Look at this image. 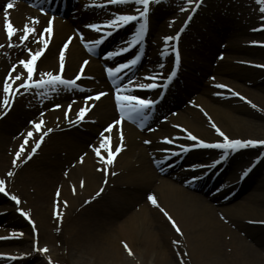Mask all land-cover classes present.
Here are the masks:
<instances>
[{"label": "bare ground", "instance_id": "6f19581e", "mask_svg": "<svg viewBox=\"0 0 264 264\" xmlns=\"http://www.w3.org/2000/svg\"><path fill=\"white\" fill-rule=\"evenodd\" d=\"M94 1L102 2L103 5L108 3L107 0H84L83 3ZM6 2L7 0H0V108L6 95L4 83L9 74L13 77L23 75L20 80L12 82L9 94L11 111L0 120V179H6L10 195H16L21 202L17 206L14 203L0 206V210H5V216H0V222L24 227L25 223L14 210L22 207L23 212L29 213L30 221L37 231L36 237H32L30 231V237L25 235L16 241L0 242L2 246L15 247L12 251L5 248V252L20 257L11 264H47V259L38 251L44 247L48 249L44 253L49 256V260L52 259L54 264H61L56 262V255L51 253L62 245L71 247V255L76 264H181V261L183 264H264V202L259 201L264 200V179L258 186H253L254 193L246 201L240 205L231 204V200L242 193L246 183L254 177L256 166L261 167L264 157L249 176L244 178L240 191L234 198L224 201V196L220 194L223 190H219L215 195L217 203L213 206L206 197L187 191L170 178L154 173L149 156L151 152L155 160L161 158L165 151L163 148L166 147L162 137L174 140L187 136L186 131L194 132L198 137L196 142L200 139L209 144L223 142V137L213 128V124L230 139L264 140V76L255 72L253 74L255 69L239 63L264 64L249 60L246 56L255 54L257 58L264 60L263 47H257L259 49L254 51L248 46L253 41L264 42V29L260 27L258 16L239 11L241 13L237 20L236 8L233 7L234 12H226H233V16H225L224 21L216 16L217 12L211 15L204 12L199 17L203 18L202 21L215 18L217 23L206 21V26H189L191 37H186L181 46L189 50V56L194 58V73L188 74L186 85L177 90V104L185 100L186 103L177 115H171L166 121L158 123L156 130L140 134L128 125L115 123L117 114L109 95L95 99L99 92H103V85L97 83L101 76L96 62H90L82 78L76 79L77 83L86 86L83 89L84 96L75 90L69 92L65 89L72 90V86L57 85L54 89L48 88V94H43L45 99L41 101L43 98L37 99L36 93L33 96L31 90L19 87L26 79L27 71L19 61L29 58V48L36 50L42 46L36 43L38 34L49 38V45L37 60L33 79H39L43 72L58 73L61 51L65 52L64 71L61 75L65 79H75L84 53L77 39L72 41L66 31L73 26H80V32L86 37L91 36L92 30L82 27V24L93 23L92 20L98 19L97 16H101L102 20L114 15L109 14L106 8L99 11L97 8H88L85 12L77 10L73 14V24L65 20L52 24L53 33L49 37L43 32L49 21H43V18L22 7L7 9ZM153 4L154 2L151 7ZM80 5L79 2L77 8ZM114 7L108 8L110 12L115 9L118 11L119 6ZM177 8L178 6L174 8L171 4L168 9H152L150 41L142 60L149 70L143 71L138 75L139 78L152 72L159 75L167 65L168 57H161L159 53L167 48L163 36L169 32V18H172L173 26L181 16L174 15ZM6 10L14 27L18 29L11 41L8 40L5 29ZM33 18H39V22H33ZM25 24L34 27L36 34H29V38L21 42L18 37L23 34ZM128 27L132 30V26ZM258 27L261 30L259 37L262 36L259 40L256 32L249 33L250 28ZM202 28L205 30L202 31ZM123 33L126 30L115 33L112 38L116 39ZM87 39L95 40V37ZM220 40H226L228 44L222 42L218 46ZM65 43H68L67 49H64ZM222 49L227 50V54L220 63L215 60L219 66L212 68L209 63L212 52L217 50V58L218 51ZM240 51H245L246 57L236 56ZM183 55L185 61L187 52L184 51ZM13 67L16 69L14 72ZM197 72L201 77L195 76ZM207 72H214L218 75L219 82L229 83L232 88L218 89L215 84L211 86L212 83L206 82L203 76ZM244 84L252 88H246ZM237 87L244 92V98L233 94L239 92ZM15 88H20L17 97L13 94ZM188 94L196 96L192 98ZM87 97H93L87 101L89 109L86 112L89 113L84 116L87 121L83 118L77 123L76 114L80 108L85 107ZM243 99L247 103L250 101V105ZM164 101H160L161 105ZM57 104L61 107L55 108ZM68 105H71L70 110ZM41 119L43 124L40 131H37L32 122H39ZM109 125H112L110 132L106 131ZM48 129L51 131L48 132ZM121 130L124 137L121 151L113 157L112 164H107L106 159L96 155L95 147L100 145L103 133L104 137H111L109 146L115 151L120 144ZM29 131L33 132L32 137L27 136ZM41 135H44V139L37 151L32 153L31 148ZM140 138L142 141L148 140L150 145L146 147L140 143ZM25 140L28 141L27 144L24 143ZM21 145L24 146V151L17 159L15 154L21 151ZM47 145L50 148L45 152ZM203 148L208 149L188 152L186 156L190 161L205 163L203 158L218 152L214 147ZM236 149L238 150H234L232 157L226 158L228 161L217 177L223 173L230 174L238 166L240 168L247 156L256 150L249 148V145ZM101 155L106 157L107 150L101 149ZM81 156L83 162H80ZM215 158L217 157H211ZM193 166L180 170L172 178L182 180L188 172H193L195 183L199 184L204 169ZM8 172L13 175L7 176ZM229 176L232 182L233 175ZM101 188L103 191H100ZM97 192L100 194L96 195ZM149 195L156 196L159 208L150 202ZM0 199L7 201L1 195ZM64 201L67 202L66 206ZM161 208L176 221L183 235L174 230ZM57 211L61 216H57ZM29 229L30 227L26 230ZM240 232L252 238L256 246L248 243ZM176 240L181 243L174 244L173 241ZM124 243L132 249V255L124 248ZM14 249L19 252H13Z\"/></svg>", "mask_w": 264, "mask_h": 264}, {"label": "snow or ice", "instance_id": "6c2138e0", "mask_svg": "<svg viewBox=\"0 0 264 264\" xmlns=\"http://www.w3.org/2000/svg\"><path fill=\"white\" fill-rule=\"evenodd\" d=\"M108 3H112V4H125V3H135V4H139L142 5V10L138 11V15L137 14H129V13H124V14H116L114 16V18L109 19L105 22V24L107 26H110L111 28L115 29V28H119L121 27L123 24H126L128 22L131 21H136L139 17L140 23L138 25V27L136 28L135 33L132 36L131 41L129 42V47L132 46V44L137 43L139 41H141L143 39L144 33L146 31V27H147V16L150 10V3L153 2V0H107ZM188 4H192L193 0H187ZM195 3L197 5H199L200 0H195ZM256 3L259 7V12L261 13L260 19L262 21H264V0H256ZM14 5L12 3H8L7 4V9H13ZM182 10H186V9H182ZM41 11L43 12V8H41ZM191 12H195L196 8L193 7L190 10ZM46 14V13H45ZM190 15L188 16L187 19H185L184 24L186 25L188 22V19H190ZM54 20V17H52L49 21L48 27L46 29L43 30L44 33H47L48 36L50 37L51 34L53 33V26H52V21ZM33 22L38 23L39 22V18H33ZM87 28L89 29H93L96 31H101L102 30V26L100 24L97 23H90L88 25H86ZM261 28H264V23H262L260 25ZM5 29H6V34H7V38L9 41H11L13 35L18 31L17 28L14 27L13 23L11 22L10 18H9V13L6 10L5 11ZM23 34L20 35L18 37V39L23 42L25 40H27L29 38V34H36V29L34 27H31L29 24H25L23 27ZM181 31H183V26L180 28V30H178L174 36H165L163 37V40L165 42L169 41V40H176L178 39V37L180 36ZM81 39H83V34H81ZM36 43L41 44L42 46L39 47L36 50H32L31 48L28 49V53H29V58L28 59H24V60H20L19 64L23 66L24 69H26V79L23 80V82L19 85V87H23L26 89H30V88H36V89H40V88H49L54 89L57 85H63L66 87H71V86H76L79 87V85L76 84V79H79V76H77L75 79H65L61 73H63L64 71V65H65V52L61 51L60 53V57H59V72L58 73H53L51 71L49 72H43L40 73L39 75V79H33V74L36 71V63L37 60L43 55V53L45 52V50L48 48L49 45V38H45V36L43 34H38V38L36 40ZM89 43H100V40H96L95 42H89ZM252 43H256L255 41H253ZM9 46H11V44H9ZM68 48V43H65L64 45V49ZM175 48V46L173 45V49ZM90 51L92 50L91 48L89 49ZM120 52L126 51V48H121L119 49ZM117 53H112L109 52L107 53V55L109 57L115 55ZM139 53H137V55L132 58L127 60L126 63H120L117 64L115 67H108L107 68V73L108 75L111 77L113 76V74L115 73H120L122 69H126L129 66L135 65L137 63V60L139 59ZM84 65H87L88 61H84L83 62ZM175 63L178 64L179 63V53L176 52V57H175ZM12 71H16L15 67H13ZM81 73H83V67L81 68ZM21 75H16L15 77H13L11 75V73L9 74L8 79L5 81L4 83V93L6 94L3 98V105L6 108H10L12 105L10 103V90L12 89V82L16 81V80H20L21 79ZM176 75V68L175 66H173L171 72L168 74L167 76V81H171L173 79V77ZM150 80L155 81L157 78L155 76H150L148 77ZM131 84V82H130ZM158 85L156 83H137V84H131V87L134 88H140V89H153L156 88ZM129 85H123L120 87H117L115 90V101L116 104L119 108V112H120V120L116 121L115 123L117 125H120L121 121L123 120V118L125 116H127L129 119H133L134 118V114L137 117H140L143 115L144 111L149 109L152 105H154L155 103H157V99H148V98H142L140 95H135V94H122L123 92L127 91ZM219 87L224 88L226 87V85H219ZM234 95H240L239 93H233ZM106 95V93L104 92H99L96 96L95 99H100V97ZM243 98V97H242ZM93 99V97H87L86 101H85V107H82L79 109V112H77L76 114V122L79 123L83 118H84V114L85 112L89 109V105L87 103L88 100ZM249 103H251L249 101ZM55 108H60L61 105L57 104L54 106ZM253 107H255V105H253ZM68 109H71V105H68ZM4 113H0V115H3ZM67 115V112L65 113ZM165 119H167L165 117ZM35 125V129L37 131H40L41 129V125L43 124V120L41 119L39 122L33 121L32 122ZM71 123V121H70ZM143 123V120H141V124ZM177 127H180L179 125H177ZM112 125L108 126V129H106V131H111ZM213 128H215V130L217 131V133L223 137V142H215L212 144L207 143L206 141L200 139L199 140V145L201 146H205V147H214V148H219V149H232L235 150L236 148L242 147V146H247V145H264V140H240V139H230L228 136L225 135V133L223 131H221L218 127H216L215 124H213ZM48 132L51 131V129L47 130ZM120 135V144L115 148V151H112L111 147L109 146V142L111 137L110 136H103V133H101V136L103 137L100 145L98 147H95V153L97 156H100L101 159H106V163L107 164H112L113 163V157L116 155V153H119L121 151V148L123 146V132L122 130L119 133ZM28 137H32L33 136V132L29 131L27 133ZM187 136L189 139L196 141L198 140V137L194 136L190 131L187 132ZM44 139V135H41L39 137L38 140H36L35 142V146H33L31 148V152L35 153L37 148H39L40 146V142ZM163 140L167 141L168 143H172L173 141L170 140L168 137H162ZM146 143H149V141H145ZM25 144L28 143L27 140H25L24 142ZM196 145H188V146H182L184 147V150L187 151L188 147H195ZM101 149H106L107 150V156L104 157L101 155ZM24 151V146L21 145V151L17 152L15 155L17 157V159L20 158L21 152ZM259 158V157H257ZM221 160L224 159V156L220 157ZM80 162H83V156H81L80 158ZM15 164V161L13 162ZM113 175H115V173H112ZM13 173L12 172H8L7 176H12ZM106 182V181H105ZM81 186H83V181H81ZM73 191H75V188H73ZM100 191H103V188L100 189ZM0 193H5L6 195H8L9 193L6 192V179H0ZM59 191L57 192V196H59ZM100 193L97 192L96 195H99ZM11 199L13 201H15L17 204L20 203L19 198L16 195H11ZM148 199L150 200V202L156 206V207H160V205L157 202L156 196L155 195H149ZM64 205H67V202L64 201L63 202ZM85 203H87V201H85ZM57 208H59V202L57 203ZM18 211H22L21 209H17ZM164 216L167 217V219L171 222L172 227L174 228V230L179 233L180 235H183L180 227L176 224V221L168 214L167 211H165L163 208L160 209ZM25 216L28 215V213H23ZM57 216H61V213L59 211H57ZM262 223H264V221H262ZM35 243V242H34ZM174 244L179 245L181 243V241L176 240L173 241ZM124 248L128 251L129 255H132V249L129 247V245L127 243H124ZM38 251L40 252H47L48 249L46 247L44 248H39ZM3 255V254H0ZM186 255V253H185ZM181 264H183V261H181Z\"/></svg>", "mask_w": 264, "mask_h": 264}, {"label": "rangeland", "instance_id": "374dc122", "mask_svg": "<svg viewBox=\"0 0 264 264\" xmlns=\"http://www.w3.org/2000/svg\"><path fill=\"white\" fill-rule=\"evenodd\" d=\"M215 1V0H214ZM252 0H223V2L221 1V0H218V4H217V6H215V5H211V9H207L205 12H207L208 14H210L211 15V13H213V12H215V10H217L216 12V16H218L220 19H221V21L223 20L224 21V18H225V16H227V15H230V16H233V10L235 9V11L237 12L236 13V19L238 20V15H240V13L241 12H239V11H242V12H247L246 14H250V13H252L253 15L254 14H256L257 16H258V18H260V16H261V13H258V11H259V7H258V5H257V3L255 2V3H252L251 2ZM234 2V3H233ZM233 7H234V9H233ZM227 10H231V11H233V12H231V13H229V14H227L226 13V11ZM203 16V14L200 16L199 15V17H202ZM202 19L203 18H197V21H195V23L193 24V27L192 28H194V27H198V26H206L205 24H206V21L207 22H209V23H211V24H214V23H217V19H209V20H206V21H202ZM196 27V28H197ZM247 27V26H246ZM203 30L202 31H204L205 29L204 28H202ZM254 28H250L249 29V33L250 34H252L253 32H251L252 30H253ZM72 32V30H70V29H68L67 31H66V34H69V33H71ZM152 33L153 32H151V36H152ZM260 34L261 33H259V34H256L257 35V37H259L260 36ZM188 38L189 37H191L190 35L189 36H187ZM262 37V36H261ZM261 37H259V38H257V40H259ZM223 42V44H228L227 43V41L226 40H220V41H218V46H219V44H221ZM250 48L252 47L253 49H254V51H255V49H256V46H252V42H250L249 43V45H248ZM257 49H259V48H257ZM262 50H264V48H261ZM217 50H215V51H213L212 52V55L213 56H211V58L209 59L210 61H209V63H210V65H211V67L212 68H216L214 65H216L217 67L219 66L217 63H216V61H218V59H222L223 58V56L225 55V54H227V50H225V49H222V50H220V51H218L219 52V55L217 56V58H216V52ZM185 52H187V57H186V59H188V60H186L187 61V63H186V61H185V67H186V71L184 72V74L183 75H188V74H191V73H193L194 71H193V69L191 68V67H193V65H192V63L194 64V58L193 57H191V56H189V50L187 51L186 50V48H185ZM263 53H264V51H263ZM252 54V53H251ZM246 52L245 51H240V52H238V54L236 55V56H242V57H246L247 56V59H249V60H252V61H257V62H263L264 63V60H262V59H259V58H257V56L255 55V54H253L254 56H251V57H249L248 55H246ZM216 60V61H215ZM229 61V60H228ZM219 63H220V61H219ZM237 63V62H236ZM239 63H241V62H239ZM242 64V63H241ZM200 65V64H199ZM243 66L245 65V66H248V67H251V68H253V70L255 69V71H253L252 73L253 74H257V75H260V76H264V64H259L260 66L258 67V66H252V63H249V62H245L244 64H242ZM255 65V64H254ZM261 65H263V66H261ZM255 72V73H254ZM182 75V78H183V81L185 80V82H186V76L184 77ZM195 76H198V77H201V75H200V73H198L197 72V74H195ZM203 76H205V81L207 82H209L210 81V83H212L213 84V82H215L216 84H223V85H226V86H228L229 88H232L231 87V84H229V83H224V82H219V79H217V77H218V75H215L214 74V72H207L205 75H203ZM219 78V77H218ZM214 83V84H215ZM244 86L246 87V88H252V86H250V85H247V84H244ZM237 89L239 90V88L237 87ZM241 90H239V94H240V96H241V98L243 97L244 98V92L243 91H241ZM188 95H190L192 98H194L195 96H196V94H188ZM244 100V102L245 103H247V100L246 99H243ZM186 103V100L185 101H183V102H180V104H177V106H175L174 107V109H173V111H171V113L173 112V113H179L180 112V109L182 108V106H184V104ZM247 104H249L250 105V103L248 102ZM29 117V116H28ZM141 140L142 139H140V143H141ZM143 143V142H142ZM50 144V143H49ZM48 144V145H49ZM48 145L44 148L45 149V152H46V150H49V148H50V146L48 147ZM261 149V151H262V155H264V147L261 145V147H259L258 149H256V150H254V152L252 153L251 152V154L249 155V156H247V159L245 160V162L243 163V165L242 166H240V168H239V166H238V168H234L233 170H232V172L230 173V174H224L220 179L221 180H219L218 182H217V184L213 187V188H216L218 185H220L221 183H223V182H228L229 180H231V179H229L230 178V176L229 175H233V178H235V177H237V174H240V170H243V168H244V166H246V164H248L251 160H253V158L255 157V153H258L259 152V150ZM260 151V152H261ZM257 168V172L255 173V175H254V177H252L247 183H246V187H244V189H243V191H242V193H240L238 196H236L238 193H236L235 194V198L234 199H232L231 200V204H233V205H240V204H242L244 201H246L249 197H250V195L252 194V193H254L253 192V186H258V184L264 179V162H263V164L261 165V167H258V166H256ZM230 171V170H229ZM256 171V170H255ZM257 183V185H255ZM209 194L210 193H206V194H204L203 195V197H206V198H208V201H209V203H211V205H213V203L214 202H216V201H213L212 199H209L210 197H209ZM255 196V195H254ZM259 196V195H258ZM22 199V198H21ZM5 200H7V201H5L4 202V199L3 200H1L0 199V206H4V205H6V204H9V203H13L10 199H5ZM259 201H261V202H264V200L263 199H260ZM19 215V214H18ZM22 221H27L25 224H24V227H22V226H16V227H12V225H10V224H5V221H2V222H0V235H3V236H12L13 237V239H14V237H15V235H19V234H21V235H23L24 237H25V235H29L30 234V229L27 231L26 229L30 226V222L27 220V218H26V220L24 219V220H22ZM28 226V227H27ZM235 227V230H237V228H236V226H234L233 225V228ZM241 233V235H242V237H244L245 239H247L248 240V243H250L251 245H253V246H256L255 245V243L252 241V238H250V237H248V236H246V233H244V232H240ZM23 237V238H24ZM29 237H30V235H29ZM12 239V240H13ZM12 240H10V241H12ZM30 243V240L28 239V244ZM5 248H9V250L10 251H12V249L13 248H15L14 246H11V245H7V246H2V245H0V253H4L3 251H5L6 249ZM262 248V247H261ZM56 249H58V250H52L53 251V253H51V254H53V255H56L55 257L57 258L56 259V262H60L61 264H76V263H74V260H75V258H72V255H71V247H67L66 245H62V247H60V248H56ZM263 249V248H262ZM264 251V250H263ZM13 252H19V250H16V249H14V251ZM6 254V253H5ZM41 255L43 256V258L46 260L47 259V261L49 262H47V264H54L51 260H49V256H47L44 252L42 253L41 252ZM49 255V254H48ZM53 255H50V256H53Z\"/></svg>", "mask_w": 264, "mask_h": 264}]
</instances>
